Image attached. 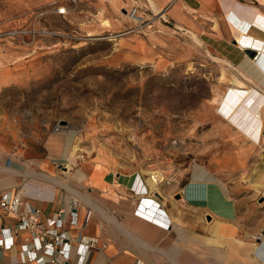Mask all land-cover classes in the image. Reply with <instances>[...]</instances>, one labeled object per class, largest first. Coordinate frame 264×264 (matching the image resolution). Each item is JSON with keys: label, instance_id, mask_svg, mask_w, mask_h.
Masks as SVG:
<instances>
[{"label": "rangeland", "instance_id": "374dc122", "mask_svg": "<svg viewBox=\"0 0 264 264\" xmlns=\"http://www.w3.org/2000/svg\"><path fill=\"white\" fill-rule=\"evenodd\" d=\"M155 1L164 15L152 10L147 0H0V143L23 151L21 161L27 170L43 172L44 161L50 173L65 178L91 201L96 198V206L105 211L89 209L97 216L92 228L98 233L97 225L102 224L103 238L120 242L114 245V254L136 249L141 260L173 264L175 245L188 251L195 234L191 229L183 225L176 230L171 224L168 230L161 229L164 235L159 240L133 230L129 234L119 213L125 206L134 213L141 198L150 197L168 216L187 222L199 217L203 227L211 228L215 219L222 218L216 213L229 215L226 218L235 228L236 213L244 229L257 226L258 215L264 213V189L256 187L254 178L264 170V139L252 142L216 106L232 73H237L218 58L239 66L254 59L258 50L240 48L236 42L198 43L191 34L198 37L196 31L170 16L169 4ZM62 5L68 12L57 14L55 9ZM44 29L52 33L41 32ZM222 46L236 49V59ZM40 140L45 147L40 148ZM71 145L77 146V154L70 161V172L82 170L83 182L62 171L67 161L62 154ZM153 171L161 174L154 187L164 196L163 202L152 196ZM134 175L144 191L130 186ZM123 178L126 190L121 192L114 182L123 184ZM32 180H43L42 185L53 190L50 200L58 196L63 200L68 194L59 183L43 177ZM194 180L220 188L229 203L209 200L214 212L205 213ZM178 192L196 206L178 202L174 196ZM118 202L124 205L121 211ZM70 227L65 230L77 237L79 233ZM196 232L201 240L193 243L194 255L216 264L209 249L221 252L229 246L207 243L203 233ZM263 236L261 228L237 237L255 244L256 237ZM92 244L87 248L92 255L104 248L99 239ZM243 249L238 247L236 255L244 256ZM66 264H82V257H72Z\"/></svg>", "mask_w": 264, "mask_h": 264}, {"label": "bare ground", "instance_id": "6f19581e", "mask_svg": "<svg viewBox=\"0 0 264 264\" xmlns=\"http://www.w3.org/2000/svg\"><path fill=\"white\" fill-rule=\"evenodd\" d=\"M147 1L152 10H154L155 12H159V7L155 0ZM159 13L161 16L164 15V13L162 12ZM225 17L230 21V28L235 36L234 39L238 44V47H246L247 49H250V47L255 48L258 50V54L254 59L248 58L244 64H241L239 66L233 64L229 59L222 57L218 58L223 63L232 67L237 73L236 75H234V73L231 72L232 77H230L229 79L230 85H227L225 87L222 95L220 96L218 104L216 106V111L220 113L222 117L226 119L230 124H232L240 133L250 138L252 142L259 144L260 141L264 139V135H262L261 133L264 126V41L254 37L249 33V31L253 27L264 29V15L261 13L253 14L251 15L249 20H243L235 17L232 11H228L226 12ZM103 23L109 25V21L107 20H104ZM41 32L52 33L50 30L45 29ZM10 33L15 32L12 31ZM191 34L194 37L195 41L201 43L200 38L197 37L194 32H191ZM249 68L253 69L252 72ZM256 73L258 75H256ZM244 80L248 81L250 85ZM55 136L54 138H50V146H52V144L54 145L56 139ZM67 140L68 138L66 136L64 141L65 149L67 147L66 145H68ZM76 154V145H71L70 151L62 154L65 160L67 159V161L64 162L65 170L62 171L66 176H73L78 182H83L85 180V174L82 170L76 169L75 172H70V161H72L74 157H76ZM42 163L44 165L45 162L43 161ZM50 172V170L49 173L45 171L38 172L31 169L26 170V172H24L26 180L20 182L18 186H21L20 190L22 195L26 197L40 196L46 197L47 199L54 198V192L51 189L45 190L40 187L41 190L37 192L31 189V187H33L34 185V181L32 180V178L43 177L51 183H59L67 189L68 194L64 196V209L66 210V212H69L73 205H75L76 207L79 200L86 204H90V199L87 194L78 192L67 184L65 178L56 176V174H52ZM20 174L22 173L14 168H0V186L2 185L6 188L18 184V181L16 182L15 178L16 175ZM150 174L151 176L149 183L153 188L161 180V174L155 171L151 172ZM255 177L256 178L254 179L256 187H261L262 189H264V170L257 173ZM129 184L130 186H133L135 190L140 192L144 191L145 189V187L141 185L140 178L137 175H134L130 178ZM153 189L161 197V199H158L156 197L155 198L163 202L165 198L161 195L159 190L157 191L158 188L154 187ZM178 200V202H181L182 205H185V200L182 195ZM134 214L147 222L149 221L150 223H153L159 227H163V229L167 230L171 227V224H173V229L175 228L176 230H179L183 225H185V222L184 220H182V218L178 217L174 219L168 216L166 212L159 206L158 202L150 197L141 198V202L134 210ZM186 225L195 234H193L189 240L188 251L184 252L181 250L182 248H180V245H175L173 256H171L173 264H207L206 262H204L203 258L194 255V252L197 254V250L195 248L196 245H194L193 243L195 242V240L196 242H199L201 240V237L195 236L198 234L196 231L199 232V235L203 233L202 236L203 238H205V241L207 243L213 242L217 243L218 245L227 244L229 246L228 249L221 250V252L217 247L209 249L211 255L216 258V264H245V260H250L249 264H257V259L261 261V264H264V236L259 242H256L255 244L245 241L235 236V227H233L231 224H228V222H222L216 219L211 225V228L202 227L199 225L198 221L194 220L190 221ZM212 229L214 230V233H212ZM128 233L131 234L129 230ZM86 240L87 238H83V243ZM241 246L244 248V256L240 257L236 255V249ZM250 250L253 252L254 259H251L249 253ZM89 255L90 251L87 249L82 256V264L87 262ZM79 257L80 256L77 255L75 260H78ZM135 264H141V260L137 261V263Z\"/></svg>", "mask_w": 264, "mask_h": 264}, {"label": "crops", "instance_id": "0c3cea01", "mask_svg": "<svg viewBox=\"0 0 264 264\" xmlns=\"http://www.w3.org/2000/svg\"><path fill=\"white\" fill-rule=\"evenodd\" d=\"M158 2L163 3V4H169L170 6L168 9V13L170 14L172 18H174L175 20H178V19L183 20L181 21L184 24L183 27L185 28L191 27L194 31L198 33V37L200 38L201 42L207 43V44H213V45L215 44L225 45L228 43L236 42L234 39L235 36L232 33L231 28H230V21L228 20V18L225 17L226 12L232 11L235 17H237L238 19H243V20H249L251 15L253 14L261 13L264 15V0H158ZM249 33L253 35L254 37L259 38L264 41V29L253 27L252 29H250ZM222 49L224 50V52H227L231 58L236 59L237 57L236 49H232L230 47H225V46H222ZM39 143H40V148H41V145L43 143L41 140ZM7 145H8L7 143H2V144L0 143V168L10 167V168H14L20 171L21 173L26 172L25 170H27V165H25V162H23L24 160L22 159V157L25 156L24 152L15 151L11 149V145H8V146ZM7 164H10V165L7 166ZM43 166H44L43 171L49 169L46 164H44ZM24 178L26 179L24 174L16 175L15 179H16V182L18 181V184L10 186V187H6V188L1 185L0 191H7L10 193H14L17 190L19 183L25 180ZM36 178H40V177H36ZM121 180H122L121 181L122 183L126 181L124 178ZM42 182L43 180L35 181L31 189L36 192L40 191L41 188L48 190L47 187L42 185L43 184ZM191 182L195 184L193 185L194 188L199 190V193L201 195L200 197H202V202L200 203L202 204V207L204 208L205 213L209 211L214 212L210 206L209 200L210 201L213 200L215 204L220 203L222 201L225 203H229L228 201H224L223 191L218 187H214L215 185L209 184L204 181H198V180H194ZM114 184L117 185L116 187L119 188L121 192L126 190V186L124 183L119 184V181L118 182L115 181ZM28 200L33 205L40 208L42 218H46L57 208L65 206L64 198L63 200L62 199L59 200V196L58 198L55 197L54 200H50V199L40 197V196H32V197H28ZM184 200L188 203L189 206H196L195 202L192 199L184 198ZM126 204H128L127 201H125V205ZM86 205H89V206L86 207ZM96 205H97L96 198H93L92 201L90 199V204H86V203L82 204L81 200H79V202H77V205L74 209V212L77 217V225L76 226L71 225L72 227H70L72 228V230L70 231L77 232L80 235L81 234H84L86 236L96 235L97 239H99V241H101V243L104 245V248L100 249V253H97V255H92L93 253H91V250L88 249L90 251V255L87 259L86 264L88 263H91V264H135L137 263V261L141 260L139 256L140 255L139 251H137L136 249H134L133 251H130V253H127V254H119V253L114 254L113 253V250H115L114 245L115 244L118 245V243L120 242H116L113 238L108 237V236H107L108 239L103 238V236L106 234L105 233L106 227H103L102 224L97 225L100 231H98V233L97 232L95 233V231L92 228L93 227L92 223H94L95 225L97 224V216L95 213L94 215H92V212L89 209L97 210L99 208L100 210L101 208ZM121 205L122 204L118 202L119 211H121L119 207L124 206V205L123 206ZM131 209L132 207L125 206L124 209L121 211V213H119L121 214V217L123 219L122 222H125L126 226L129 227V228L127 227L126 229H128L129 231L133 230L132 233L133 232L135 233L136 231L137 233H140L139 235L147 234L148 238L152 237L154 239L157 238L158 240L160 239L159 237H162L164 235L163 232H160L161 229H163L162 227H159L153 223H150L149 221L147 222L137 217L134 213L131 212ZM100 211H105V210L102 208V210ZM215 215L219 216L220 218L222 217L220 220L218 219L219 221L222 220V222H228V224H231L229 223L230 219L226 218V217H230L229 215H226V217L225 215H222L219 213H216ZM86 217L89 218L87 224L83 227L80 226ZM238 217L239 215L236 213V229H235L236 237L238 235L243 237V233H246L248 235L250 234V232L253 231V229L264 228V213L258 215L257 226L251 229H247L249 231H247L246 229L242 227L240 223L241 220ZM194 221H198V223L200 224L199 217H197V219H195ZM14 222H15V218L12 214L2 213V211L0 210V232L3 229V226H6V227L8 225L12 226ZM184 222H185V225L189 223L187 221H184ZM186 227L189 228L187 225ZM120 228H122L121 225H120ZM67 232L68 234H70L69 231ZM6 234H8V232ZM26 235H27L26 231H21L18 237L13 241V244L10 245L8 249H5L4 247H0V264H38L37 262H34V261H27L21 255L22 250L26 244V242H24V237ZM246 239L248 242H250L249 238H246ZM256 240L260 241L261 238L256 237ZM86 250L87 248L84 249V251L82 252V255H84L83 253H85ZM107 251H111V253L105 254V252ZM141 264H168V262L164 260H155L153 258H143V260H141Z\"/></svg>", "mask_w": 264, "mask_h": 264}, {"label": "built area", "instance_id": "2783aa9c", "mask_svg": "<svg viewBox=\"0 0 264 264\" xmlns=\"http://www.w3.org/2000/svg\"><path fill=\"white\" fill-rule=\"evenodd\" d=\"M55 12L66 14L68 7L67 5L59 6ZM20 187L14 193L0 191V210L2 213L12 214L15 218L12 226H3L0 232V247L8 249L19 233L26 231L27 235L24 237L26 244L21 253L23 258L38 264H66L72 257L76 259L77 255L80 259L83 256V249L97 242L98 239L95 237L84 234L73 237L65 230L67 224L77 225L75 205L69 212H66L62 206L46 218H42L40 208L33 205L28 197L22 195ZM88 219L86 217L80 226H85ZM83 238H87L84 243Z\"/></svg>", "mask_w": 264, "mask_h": 264}, {"label": "water", "instance_id": "95a60500", "mask_svg": "<svg viewBox=\"0 0 264 264\" xmlns=\"http://www.w3.org/2000/svg\"><path fill=\"white\" fill-rule=\"evenodd\" d=\"M247 52H249L251 56L254 55V52H253V51H251V52H250V51H247ZM263 117H264V113H263ZM152 195H153L154 197L158 198V199H161V197L159 196V194H158L156 191H154V192L152 193ZM174 196H175V198L179 199L180 196H181V194L178 192V193H175Z\"/></svg>", "mask_w": 264, "mask_h": 264}]
</instances>
